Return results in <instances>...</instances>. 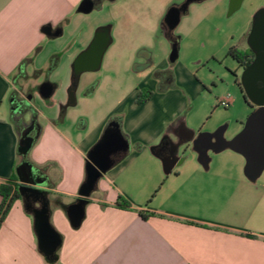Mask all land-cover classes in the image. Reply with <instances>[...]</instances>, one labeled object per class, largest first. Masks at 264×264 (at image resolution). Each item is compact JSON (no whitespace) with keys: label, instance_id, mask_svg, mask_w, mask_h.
Returning <instances> with one entry per match:
<instances>
[{"label":"crops","instance_id":"0c3cea01","mask_svg":"<svg viewBox=\"0 0 264 264\" xmlns=\"http://www.w3.org/2000/svg\"><path fill=\"white\" fill-rule=\"evenodd\" d=\"M82 1L0 0V185L15 178L17 193L0 224V264H49L39 252L33 216L44 202L61 239L54 264H264V170L252 182L244 175L243 156L224 150L209 152L206 168L191 154L166 176L156 149L166 137L188 138L186 131L196 139L223 129L224 138L231 140L242 130L243 120L225 128L203 123L193 99L182 91L165 48L157 64L147 50L129 52L143 32V0H98L87 15L77 13ZM222 1L189 4L179 23L197 29ZM175 4L170 0L152 13L151 31L160 29L168 41L161 24ZM45 28L60 34L48 37ZM99 29H106L110 38L99 68L106 75L96 80V71L81 74L75 105L64 109L73 62ZM53 57L56 64L42 83L49 82L54 92L43 100L37 80ZM120 64L132 67L138 80L130 98L128 87L113 76ZM141 91L151 96L137 105ZM174 93L176 99L170 96ZM14 100L29 109L37 128L26 160L42 183L24 186L41 191L38 195L26 192L21 197L17 191L21 183L15 170L21 157ZM110 121L117 122L127 150L115 153L119 160L87 199L84 220L74 230L66 210L80 198L86 155ZM119 196L128 210L114 206ZM140 213L150 216L143 220Z\"/></svg>","mask_w":264,"mask_h":264},{"label":"water","instance_id":"95a60500","mask_svg":"<svg viewBox=\"0 0 264 264\" xmlns=\"http://www.w3.org/2000/svg\"><path fill=\"white\" fill-rule=\"evenodd\" d=\"M201 1L204 0H187L186 6ZM95 8V0H83L77 8V13L87 15ZM181 16L178 9L169 8L162 21V25L165 26L162 27V30L173 33ZM44 32L48 37H57L60 34L58 31L52 33L50 28H45ZM109 42L108 31L106 29L97 30L88 48L75 58L73 72L80 76L83 73L99 70ZM246 45L253 53L254 58L247 67L242 69L239 84L244 102L254 110L246 118L242 130L231 140L224 138L223 129L211 134H199L196 139H194L193 132L187 131L189 136L184 140L177 138L174 141L166 137L156 148L161 154L160 160L164 175H169L174 168L182 165L191 154H195L197 162L206 168L209 162V152L219 153L224 150H231L243 156L245 159L244 175L250 181H255L261 175L264 170V8L258 9L253 15ZM177 57L178 45L171 44L168 55L169 63H175ZM53 92L54 88L49 82L42 83L38 88L39 96L43 100L49 99ZM74 92L75 89H69L64 109L75 105ZM21 105L23 110L19 111L18 107ZM15 106L13 107L14 114H19L21 118L26 113L30 114L29 109L21 102ZM35 127L33 121L29 128L21 130L19 134L17 152L21 157V162L16 167L15 173L17 180L21 183V186L17 188L21 197L26 192L33 195L41 193V191L24 186L42 183L37 170L26 160L35 141V138L30 136V132ZM126 150L127 144L118 125L111 122L103 132L100 141L86 155L85 180L78 190L80 198L66 210V216L72 229L76 230L81 226L85 217L87 199L96 191L101 178L115 165L111 159L112 155L117 152L125 153ZM25 208L30 210V206L27 204H25ZM33 216L39 252L49 264H54L57 261L56 253L61 245V239L50 225L48 202H44L38 209H34Z\"/></svg>","mask_w":264,"mask_h":264},{"label":"rangeland","instance_id":"374dc122","mask_svg":"<svg viewBox=\"0 0 264 264\" xmlns=\"http://www.w3.org/2000/svg\"><path fill=\"white\" fill-rule=\"evenodd\" d=\"M169 1L143 0L144 18L140 24L143 32L139 36V42H134L130 48V53L147 50L152 53L153 62L156 64L164 57V48L168 55L170 41L164 37L160 29L154 32L151 29L155 27L152 13L158 12ZM173 1L178 3L180 0ZM222 2L216 14L206 18L197 29H192L189 23L182 21L179 23L173 31V35L178 38V57L175 63L170 65L176 68L177 80L182 84V91H186L193 99L196 112L203 115V123H216L219 125L218 128H225L229 124L233 126L238 118L245 122L252 112L237 86L242 70L237 68L235 61L227 56V52L231 48L238 51L247 48L245 35L251 28L252 17L258 9L264 7V0H232V6L231 0ZM240 2L241 8L233 12ZM119 70L117 75H113L114 79L128 87L126 92L130 98L133 93L129 94L136 89L138 80L131 71L132 67L128 70L124 64H120ZM104 75L106 73L101 70L94 73L96 80H100ZM48 77L49 74H43L37 80L38 84ZM198 88H201V92ZM227 94L232 98V104L227 108L217 106V100ZM100 96L104 98L106 94L101 93ZM116 96L117 94L111 95V99H115ZM170 96L177 98L175 93ZM29 115V113L23 115L21 121L28 122ZM20 125L17 123L18 127Z\"/></svg>","mask_w":264,"mask_h":264},{"label":"trees","instance_id":"16d2710c","mask_svg":"<svg viewBox=\"0 0 264 264\" xmlns=\"http://www.w3.org/2000/svg\"><path fill=\"white\" fill-rule=\"evenodd\" d=\"M165 35L167 36V38L169 39L171 44L178 45V38L177 37L172 36L170 33L169 34L167 33ZM227 56L231 57L236 63L242 62L241 64H242L243 68L247 67L252 62V60L254 58L253 53L249 50L248 47L243 52H235V50L233 48H231L228 50ZM51 59H52L51 65L48 68L47 74H50V72L54 68V66L56 64L55 62L57 61V57H53ZM78 81H79V75L72 72L71 83H70L69 89L74 90L77 86ZM237 85H238L239 90H240L239 82L237 83ZM150 96H151L150 92L141 91L139 93L137 99H136V104L137 105L143 104ZM242 97H243V94H242ZM249 108H251V107L249 106ZM110 122H113V121H110ZM114 123L117 124V122H114ZM14 180H15V178L13 180L12 179L6 180L4 184L0 185V197H1L0 224L2 223L3 219L5 218L7 211L10 208L11 201H12L13 197L17 196L16 190L13 189V187H15ZM114 206L117 209H122V210H128L129 209L128 203L120 196L117 198ZM139 216L141 217V219L146 220L150 215L140 213Z\"/></svg>","mask_w":264,"mask_h":264},{"label":"flooded vegetation","instance_id":"af4514ba","mask_svg":"<svg viewBox=\"0 0 264 264\" xmlns=\"http://www.w3.org/2000/svg\"><path fill=\"white\" fill-rule=\"evenodd\" d=\"M95 1L97 2L98 0H95ZM186 1H187V0H180V2H178L177 4H175V5L172 6V7H175L176 9H178V10L181 12V14L183 15V14H185V12L187 11ZM162 27L164 28L165 26L161 24V29H162ZM163 32H164L165 34H167V33L169 34L168 31H163ZM170 34H171V33H170ZM246 38H247V37H246ZM234 50H235V49H234ZM235 52H243V51L235 50ZM240 59H241V58H240ZM241 63H242V62H240V63H236L237 68H238L239 70H242V69H243ZM13 102H14V103H13V107H14L16 104H17L16 106H18L19 103H20L18 100H14ZM16 106H15V107H16ZM18 110H19V111H22V110H23L22 105H21L20 107H18ZM18 116H19V117H18ZM29 118H30V119H29L28 122H24L23 120L21 121V117H20L19 114H15V121H16L17 123H20V124H21V125H20V131H21V130H25L26 128H29V127L31 126L32 122L34 121V118H33L32 116H30ZM36 135H37V128L35 127V128L30 132V136L33 137V138H35ZM111 159H112L114 162H117V161L119 160V156H118L117 154H113L112 157H111Z\"/></svg>","mask_w":264,"mask_h":264},{"label":"built area","instance_id":"2783aa9c","mask_svg":"<svg viewBox=\"0 0 264 264\" xmlns=\"http://www.w3.org/2000/svg\"><path fill=\"white\" fill-rule=\"evenodd\" d=\"M232 98L230 95H225L224 97L217 100V106H221L223 108H227L232 104Z\"/></svg>","mask_w":264,"mask_h":264}]
</instances>
